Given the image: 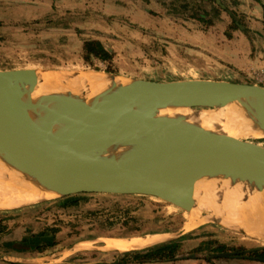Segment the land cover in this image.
<instances>
[{
    "label": "rangeland",
    "instance_id": "obj_1",
    "mask_svg": "<svg viewBox=\"0 0 264 264\" xmlns=\"http://www.w3.org/2000/svg\"><path fill=\"white\" fill-rule=\"evenodd\" d=\"M35 1L1 3L0 71L96 68L148 82L211 80L264 87V0H202L194 2L192 8H187L191 4L173 2L169 3L172 10L161 12L147 9L154 6L150 0H144L146 9L142 5L140 10L131 0L125 4L129 10L123 15L97 21H74L67 16L64 23L59 0L47 5V14L32 8L41 5ZM136 18L147 20L148 25L139 27ZM183 18L195 23L175 26ZM122 20L131 25L122 26ZM91 30L98 31L97 35ZM181 31L187 40L179 37ZM96 38L102 40L98 41L112 60L91 57L87 64L84 47ZM243 141L264 145V138ZM170 207L152 197L80 194L0 212V256L6 257L0 264H125L123 261L131 257L125 253L143 252L169 242L118 252L105 247V239L180 233L173 241L175 255L198 257L142 264H264L246 258L226 261L218 256L221 246L226 252L258 249L264 248L263 240L211 222L208 215L203 217L204 225L186 231L183 210L172 211ZM48 229L58 230L57 245L43 253L19 254L7 247Z\"/></svg>",
    "mask_w": 264,
    "mask_h": 264
},
{
    "label": "water",
    "instance_id": "obj_2",
    "mask_svg": "<svg viewBox=\"0 0 264 264\" xmlns=\"http://www.w3.org/2000/svg\"><path fill=\"white\" fill-rule=\"evenodd\" d=\"M77 72L85 71H0V140L18 142L29 161L54 178L64 192L60 198L80 194L152 197L221 224L218 216L224 212L228 193L264 187V147L258 143L242 140L237 146H202L190 141L213 134L188 126L126 128L131 106L154 96H162L167 104L184 101L195 110L231 106L244 113L263 111L264 87L211 80L148 82L109 73L145 86L127 100L120 118H113L72 93ZM30 85H41L43 93L30 91ZM148 149L160 154L145 163L140 158ZM4 211L9 210H0ZM179 236L163 237L157 243ZM196 257L188 254L177 259Z\"/></svg>",
    "mask_w": 264,
    "mask_h": 264
},
{
    "label": "bare ground",
    "instance_id": "obj_3",
    "mask_svg": "<svg viewBox=\"0 0 264 264\" xmlns=\"http://www.w3.org/2000/svg\"><path fill=\"white\" fill-rule=\"evenodd\" d=\"M73 80L71 86L73 94L94 103L101 111L102 109L108 111L113 118H120L127 100L145 89L137 80L117 77L106 72H77L73 75ZM29 90L43 93L41 85H30ZM58 93L57 91L59 101ZM163 126H188L213 134L211 138L201 141L194 138L190 141L193 144L237 146V143H241L245 138L254 140L264 138V110L244 113L231 106L221 109L217 107L215 110H195L180 100L167 104L162 96H154L146 102H135L131 106L127 129L143 130L146 127ZM258 144L261 145L258 147H264ZM13 145L15 146L12 147ZM159 152L160 150L148 149L140 159L146 163L153 160L154 155L157 156ZM62 194L63 190L57 186L51 174L36 168L19 147L18 142L5 143L0 140V210L13 211L42 201L59 199ZM227 195L222 206L224 212L218 216L221 224L264 240V187L238 189ZM170 210L182 211L172 205ZM182 213L186 219L184 224L186 231H191L206 222L199 214L185 211ZM162 238V235H154L143 238L105 239L103 244L112 251L128 252L155 244Z\"/></svg>",
    "mask_w": 264,
    "mask_h": 264
},
{
    "label": "crops",
    "instance_id": "obj_4",
    "mask_svg": "<svg viewBox=\"0 0 264 264\" xmlns=\"http://www.w3.org/2000/svg\"><path fill=\"white\" fill-rule=\"evenodd\" d=\"M24 0H0V5L2 2H9V4H21ZM28 1L29 3H32L34 0H25ZM131 0H59L61 3V22L64 23L66 21L67 16H72L74 21H82V19H88L90 18L91 20H106L110 19L111 16L114 15H123V11H128L129 9L126 8L125 4L130 3ZM133 4H137V9L140 10L142 5H145L144 8L146 7V3L144 0H132ZM202 0H150L151 3H153V7L147 8L148 10H156V12H161L163 10H172L171 6L169 3L173 2H179V3H187L191 4V6H188L187 8H192V5L194 2H200ZM37 4H41L40 6H33L32 8H35L37 11L42 12L43 14H47V11H49V7L47 5L51 4L52 5V0H36L35 1ZM50 2V3H49ZM16 7V6H15ZM186 8V7H185ZM146 9V8H145ZM144 9V10H145ZM146 12V11H145ZM146 14V13H145ZM126 16L128 14H125ZM171 20V18H168ZM129 20V19H128ZM132 22L134 20H131ZM136 23L139 27H143L147 24V20L144 19H138L136 18ZM185 21V22H184ZM189 18H183L179 19L177 23H175V26H182L184 24L185 26L190 24L195 23L193 20L191 22L189 21ZM123 22V23H122ZM121 24L122 26H130L129 22L126 20H122ZM98 26V24H96ZM174 25V23H173ZM63 25L61 24V27ZM95 27V26H94ZM98 31L96 30H91V34L97 35ZM199 34H202L200 32H197ZM186 33L183 31L180 32L179 37L183 40H187L185 38ZM97 40L102 41L99 38H96ZM181 39H178L177 41L180 42ZM203 42L205 43L204 38H202ZM190 42H192L191 39H189ZM200 41V40H197ZM158 235H166V234H157ZM154 236V235H152ZM163 237H168L169 239H172L171 236H163ZM180 237V236H179ZM176 239V238H174ZM173 239V240H174ZM179 239V238H177ZM176 241V240H175ZM172 242V241H171ZM227 261V259H225ZM214 261V260H213ZM228 261H231V259H228ZM235 261V260H233ZM215 262V261H214ZM244 262V261H241ZM149 264V263H148Z\"/></svg>",
    "mask_w": 264,
    "mask_h": 264
},
{
    "label": "trees",
    "instance_id": "obj_5",
    "mask_svg": "<svg viewBox=\"0 0 264 264\" xmlns=\"http://www.w3.org/2000/svg\"><path fill=\"white\" fill-rule=\"evenodd\" d=\"M84 61L89 64L91 57L99 59L104 62L112 60V55L106 51L101 42L91 41L88 42L85 47ZM96 70V68H92ZM58 230L48 229L39 233L34 237L23 238L19 242L8 244L14 253H43L48 248L55 247L57 245V234ZM176 242H171L162 246H157L154 249L136 252V253H125L126 257L131 256L129 259L123 261L125 264L129 263H145V262H161V261H173L177 255H175ZM221 251H225V247L221 246L218 248ZM235 253V258H246L253 261L264 262V248L258 249H246L240 248Z\"/></svg>",
    "mask_w": 264,
    "mask_h": 264
},
{
    "label": "flooded vegetation",
    "instance_id": "obj_6",
    "mask_svg": "<svg viewBox=\"0 0 264 264\" xmlns=\"http://www.w3.org/2000/svg\"><path fill=\"white\" fill-rule=\"evenodd\" d=\"M173 242V241H172ZM170 243V242H169ZM168 244V243H167ZM217 250V249H216ZM220 252V253H219ZM222 252V253H221ZM19 254H24V253H19ZM25 254H32V253H25ZM38 254V253H37ZM221 254H224V255H226V254H228L227 256H220ZM218 256L219 257H222V258H220V259H234L235 257V253L234 252H226V249H225V251H221V250H219L218 249ZM174 260H177V256H176V258L174 259Z\"/></svg>",
    "mask_w": 264,
    "mask_h": 264
}]
</instances>
